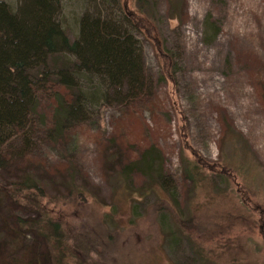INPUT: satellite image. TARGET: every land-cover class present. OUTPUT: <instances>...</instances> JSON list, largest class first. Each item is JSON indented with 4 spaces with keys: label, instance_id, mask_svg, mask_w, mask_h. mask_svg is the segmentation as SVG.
Returning <instances> with one entry per match:
<instances>
[{
    "label": "rangeland",
    "instance_id": "rangeland-1",
    "mask_svg": "<svg viewBox=\"0 0 264 264\" xmlns=\"http://www.w3.org/2000/svg\"><path fill=\"white\" fill-rule=\"evenodd\" d=\"M86 12L134 32L150 98L94 102L60 142L44 125L54 104L42 98L31 155L0 170L1 186L36 177L80 256L95 248L72 264H264V0H62L72 40ZM154 148L157 172L126 173ZM1 191L0 247L7 213L38 216L23 200L7 211ZM22 246L37 264H55L32 233Z\"/></svg>",
    "mask_w": 264,
    "mask_h": 264
},
{
    "label": "trees",
    "instance_id": "trees-1",
    "mask_svg": "<svg viewBox=\"0 0 264 264\" xmlns=\"http://www.w3.org/2000/svg\"><path fill=\"white\" fill-rule=\"evenodd\" d=\"M61 9L62 0H22L16 9L0 0V170L31 155L28 143L38 133L42 98L54 104L53 119H47L44 125L49 138L58 142L72 131L69 129L86 120L87 108L94 102L115 100L129 107L143 97L150 98L152 83L134 32L109 16L86 12L79 19V34L72 40L60 22ZM81 79L90 86L93 83V87L85 88ZM17 140L26 146L16 150L12 144ZM154 153L160 152L154 148L143 160L128 162L126 173L157 172ZM158 179L175 198L177 193L167 187L168 181L164 182L160 173ZM0 189L9 206L7 211L19 200L38 211L34 218L12 212L1 220L6 234L0 261L37 264L34 254L22 246L29 233L45 247L50 245L53 255H49L55 264H72L71 257L75 256L84 263L89 260L95 248L80 256L77 238L69 237L61 221L50 216L42 204L48 194L32 173L27 172L6 187L0 184Z\"/></svg>",
    "mask_w": 264,
    "mask_h": 264
}]
</instances>
